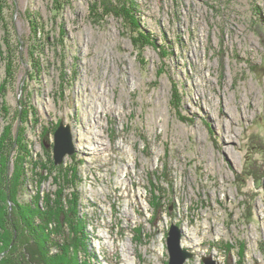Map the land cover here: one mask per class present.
Returning a JSON list of instances; mask_svg holds the SVG:
<instances>
[{
  "label": "rangeland",
  "instance_id": "obj_1",
  "mask_svg": "<svg viewBox=\"0 0 264 264\" xmlns=\"http://www.w3.org/2000/svg\"><path fill=\"white\" fill-rule=\"evenodd\" d=\"M0 86V264H264V0H0Z\"/></svg>",
  "mask_w": 264,
  "mask_h": 264
},
{
  "label": "trees",
  "instance_id": "obj_2",
  "mask_svg": "<svg viewBox=\"0 0 264 264\" xmlns=\"http://www.w3.org/2000/svg\"><path fill=\"white\" fill-rule=\"evenodd\" d=\"M6 68H7V66H6ZM7 74L9 75V70H8ZM0 89H1V86H0ZM8 179L9 178H7V181H6L7 183H8ZM9 184H10V181H9ZM16 196L17 195L11 196V198L13 197L15 202H17ZM8 208L9 207H8L7 196L5 194H2V191L0 189V225L5 224V221L10 222L9 216H8V214H9ZM16 208L17 207H15V214L17 215V217L21 216L20 217L21 219L19 220V218H18L17 220H15L13 217L11 218V224L13 225V228H15V230H17L19 225L20 224L22 225V220H23V224H24V222L28 223L27 225H29L30 233H32V232L34 233V236H31L32 234L29 235L30 236L29 240H30V242L31 241L32 242H31V244H29L27 246L28 251L32 255V257H31L32 263L35 262L36 260H38L37 264H49L48 260L46 259V258H49V256L51 255L49 253V252H51V251H49V249L51 247H55V245H56V242H54L55 236L52 237L50 235L53 233L48 232V230H47V234H49V235H47L46 233L43 232V230L46 229V226L49 225V222L46 223V219L49 217L48 216L49 213L48 214L44 213V215H43L44 220L43 221L41 220L42 221L41 223H43V225L41 224L38 228L36 226V223L32 220L34 218L35 213L33 212V210H31L30 207H28V205L22 209H20V208L16 209ZM40 227H41V229H40ZM77 237L79 238V236H77ZM75 238L76 237H74V239ZM0 241L4 242L5 246L9 243L8 237L4 233H2V230H0ZM50 241H53V243H50ZM67 241H68V239H66V241L64 242V246H65L64 249L63 248L61 249V246L59 248L56 247V248H58V251H60V254H57V253L53 254L52 253L53 258L52 257L51 258L53 259V261H56L57 264H61V263L63 264V262L68 263V264L69 263L71 264V262H75L76 264H81L82 262L80 263L79 259L74 258L70 255L71 253H73V252H71V249L74 250V248L72 245L70 246V242L69 241L67 242ZM79 242H81V240ZM4 245H3L2 249L5 248ZM67 247L70 248V250ZM39 253L43 254V257L37 258V255L39 256ZM33 258L36 260H33ZM11 259H13V258H11ZM4 261H5L4 264H8V262H9L8 259H5ZM84 263H87V262H84ZM87 264H91V263H87Z\"/></svg>",
  "mask_w": 264,
  "mask_h": 264
},
{
  "label": "water",
  "instance_id": "obj_3",
  "mask_svg": "<svg viewBox=\"0 0 264 264\" xmlns=\"http://www.w3.org/2000/svg\"><path fill=\"white\" fill-rule=\"evenodd\" d=\"M55 158L56 163H62L66 154L74 153L72 134L69 125L63 123L55 132ZM183 234L182 229L176 223H173L168 237V246L170 251V264H184L187 257L192 256L191 252L184 250L180 239ZM206 264H215L213 261Z\"/></svg>",
  "mask_w": 264,
  "mask_h": 264
},
{
  "label": "bare ground",
  "instance_id": "obj_4",
  "mask_svg": "<svg viewBox=\"0 0 264 264\" xmlns=\"http://www.w3.org/2000/svg\"><path fill=\"white\" fill-rule=\"evenodd\" d=\"M74 146V145H73ZM74 151H76V149H75V146H74ZM183 230V229H182ZM72 255V254H71ZM73 256V255H72ZM91 264H95L94 262H92Z\"/></svg>",
  "mask_w": 264,
  "mask_h": 264
}]
</instances>
